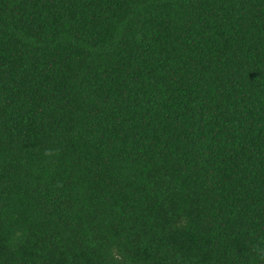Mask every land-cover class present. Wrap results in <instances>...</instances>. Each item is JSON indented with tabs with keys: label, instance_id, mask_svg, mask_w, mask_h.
Returning <instances> with one entry per match:
<instances>
[{
	"label": "trees",
	"instance_id": "obj_1",
	"mask_svg": "<svg viewBox=\"0 0 264 264\" xmlns=\"http://www.w3.org/2000/svg\"><path fill=\"white\" fill-rule=\"evenodd\" d=\"M0 264H264V0H0Z\"/></svg>",
	"mask_w": 264,
	"mask_h": 264
}]
</instances>
